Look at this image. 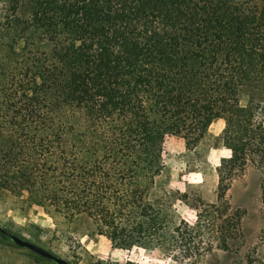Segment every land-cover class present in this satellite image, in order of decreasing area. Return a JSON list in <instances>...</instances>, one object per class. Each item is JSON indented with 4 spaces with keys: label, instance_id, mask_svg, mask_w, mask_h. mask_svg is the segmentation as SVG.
Instances as JSON below:
<instances>
[{
    "label": "trees",
    "instance_id": "obj_1",
    "mask_svg": "<svg viewBox=\"0 0 264 264\" xmlns=\"http://www.w3.org/2000/svg\"><path fill=\"white\" fill-rule=\"evenodd\" d=\"M1 2L0 191L89 218L115 249L229 251L242 232L226 194L249 165L264 208V0ZM218 120L231 156L207 204L170 187L164 144L196 153ZM258 247L246 264H264Z\"/></svg>",
    "mask_w": 264,
    "mask_h": 264
},
{
    "label": "rangeland",
    "instance_id": "obj_2",
    "mask_svg": "<svg viewBox=\"0 0 264 264\" xmlns=\"http://www.w3.org/2000/svg\"><path fill=\"white\" fill-rule=\"evenodd\" d=\"M7 7V5H6ZM0 0V21L6 9ZM28 30L31 27L27 26ZM224 121L214 122L196 153L187 156L185 142L180 137L168 136L164 144V158L171 170L169 185L191 196H201L207 204L217 200V168L231 152L221 147L220 136ZM218 146V148H214ZM261 171L252 165L235 179L226 194L231 211L241 214L242 236L233 242L229 251L212 245L211 251L184 264H246L247 254L260 249L264 260V208L261 201ZM200 204L199 202H197ZM179 213L190 225L196 222V211L180 205ZM0 227L18 237L35 243L70 264H181L164 257L157 249L133 247L129 250L112 248L110 241L94 232L92 221L85 217L66 219L62 215L47 214L38 206L28 204L0 191ZM200 253V252H199ZM198 255V254H197ZM0 264H56L0 235Z\"/></svg>",
    "mask_w": 264,
    "mask_h": 264
},
{
    "label": "water",
    "instance_id": "obj_3",
    "mask_svg": "<svg viewBox=\"0 0 264 264\" xmlns=\"http://www.w3.org/2000/svg\"><path fill=\"white\" fill-rule=\"evenodd\" d=\"M0 233L7 236L9 239H11L18 247L25 248L45 259H48L50 261H53L56 264H70L68 261L52 254L51 252L47 251L46 249L42 248L41 246L32 243L30 241L24 240L17 235L6 231L2 227H0Z\"/></svg>",
    "mask_w": 264,
    "mask_h": 264
}]
</instances>
